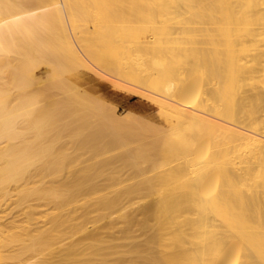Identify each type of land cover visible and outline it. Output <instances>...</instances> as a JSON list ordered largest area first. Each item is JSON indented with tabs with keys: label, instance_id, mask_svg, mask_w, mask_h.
Masks as SVG:
<instances>
[{
	"label": "bare ground",
	"instance_id": "6f19581e",
	"mask_svg": "<svg viewBox=\"0 0 264 264\" xmlns=\"http://www.w3.org/2000/svg\"><path fill=\"white\" fill-rule=\"evenodd\" d=\"M25 262L264 264V0H0V264Z\"/></svg>",
	"mask_w": 264,
	"mask_h": 264
},
{
	"label": "rangeland",
	"instance_id": "374dc122",
	"mask_svg": "<svg viewBox=\"0 0 264 264\" xmlns=\"http://www.w3.org/2000/svg\"><path fill=\"white\" fill-rule=\"evenodd\" d=\"M87 83H90V85L85 84V86L88 85L86 87L95 89L96 95L115 107L121 116L135 112L137 115H142L160 124L170 126L166 123L168 119L159 111L157 104L150 99L140 96L134 91L116 87L106 80H95L93 78Z\"/></svg>",
	"mask_w": 264,
	"mask_h": 264
}]
</instances>
